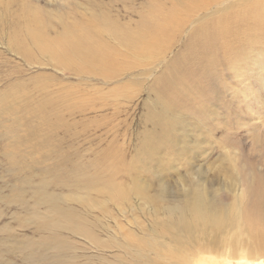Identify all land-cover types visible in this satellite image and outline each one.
Masks as SVG:
<instances>
[{
  "label": "rangeland",
  "instance_id": "obj_1",
  "mask_svg": "<svg viewBox=\"0 0 264 264\" xmlns=\"http://www.w3.org/2000/svg\"><path fill=\"white\" fill-rule=\"evenodd\" d=\"M209 1L137 54L127 34L173 0H0V264H264L241 218L264 183V31L202 61L190 35L239 0ZM86 28L108 73L33 41ZM198 192L221 224L192 220Z\"/></svg>",
  "mask_w": 264,
  "mask_h": 264
},
{
  "label": "bare ground",
  "instance_id": "obj_2",
  "mask_svg": "<svg viewBox=\"0 0 264 264\" xmlns=\"http://www.w3.org/2000/svg\"><path fill=\"white\" fill-rule=\"evenodd\" d=\"M201 1L203 3H207L209 0ZM194 2L195 0H173L172 3L174 5L172 4L170 9L165 12L164 16L158 19L154 17L156 16L155 11L151 10L148 15H146V18L142 19L139 25H137V28L133 32L136 34H132L128 30L127 31L129 33L124 32L128 33L127 35L129 36V38L126 36V42L130 44L132 51L137 54H146L147 51H150L151 53V50H154L156 46L161 44L160 42L164 39V33H168V31L173 26L182 23L185 13L190 10L189 8L193 5ZM178 6H183L184 8V10L180 13L182 16L178 13L179 11H176V8ZM195 6L201 7L200 5ZM158 11L160 12V10ZM222 11V13L220 12L221 15L217 16L216 18H209L207 20L208 22H206V25L190 35L188 50H190L191 54L193 55L198 54L202 61H205L209 56L213 57L214 59H218V54L220 53V51L224 48L230 47V42L232 43L233 40L237 39L235 36H253L257 35L258 32L264 31V0L231 1V3L224 7ZM242 19H248L247 22L252 24L244 25V29L248 27L251 28L250 33H231L233 32L232 29H234L235 32H239V29L238 27H229V25H227L228 21H240ZM33 21L36 25L38 24L35 16L33 17ZM217 24H219V26L218 30L216 31ZM88 28L80 32L82 34L78 36L61 35L57 40H51L44 37L43 35L36 34V36H33V41L39 48L49 51L52 55L58 57V59L73 64L78 68H85L87 70H97L108 73L109 68L112 67L113 60L109 55L106 54V52L102 51V49L95 50L92 48L94 39L93 35L88 31ZM38 33L40 32L38 31ZM178 62V60H174V62L167 67L164 76L165 79L163 78L162 80H158V85L160 84L163 86V84L166 83L168 87H164H167V89H169L171 84L173 85L175 83L174 80L173 82H171L172 76H170V74H172L176 70H179V72H181V68L183 71V64H181V68L179 66H176ZM114 70H116V67ZM187 70L188 69L186 68V72ZM166 74H168V76H166ZM179 80L180 78L177 76V79L175 81ZM263 190L264 183H260L259 186L256 187L247 186V189L245 188L244 194H249V197L251 196V198L246 202L245 210L241 217L243 225L246 228V231L249 234L250 238L252 240L255 239L256 241H258V244L264 241V236L262 233V227L264 226V224H261L262 221H264V196L262 195V193L264 194ZM204 194L205 192L196 193V197L192 200L190 206H187L188 211L191 213L192 220L194 222L201 221L203 223L212 225L217 223L221 224L220 212L223 210V208L218 209V204H215L216 206L214 205V203L208 204L206 202ZM241 196L243 197V195ZM189 224H191L190 221L183 220L179 225H185L186 228L189 226ZM257 264H263V262H257Z\"/></svg>",
  "mask_w": 264,
  "mask_h": 264
}]
</instances>
